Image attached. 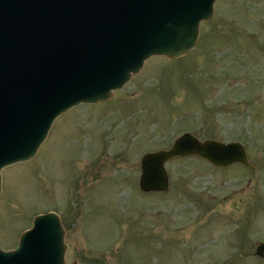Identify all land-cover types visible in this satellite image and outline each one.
Returning <instances> with one entry per match:
<instances>
[{
	"label": "rangeland",
	"instance_id": "rangeland-1",
	"mask_svg": "<svg viewBox=\"0 0 264 264\" xmlns=\"http://www.w3.org/2000/svg\"><path fill=\"white\" fill-rule=\"evenodd\" d=\"M185 132L241 142L254 170L172 157L168 190L143 193L140 158ZM243 205L256 208L241 250L251 256L234 264H264L252 254L264 242V0H216L186 54L150 57L110 99L63 113L33 157L1 170L0 246L15 248L35 216L55 212L65 264H225L240 251L230 234Z\"/></svg>",
	"mask_w": 264,
	"mask_h": 264
},
{
	"label": "water",
	"instance_id": "water-1",
	"mask_svg": "<svg viewBox=\"0 0 264 264\" xmlns=\"http://www.w3.org/2000/svg\"><path fill=\"white\" fill-rule=\"evenodd\" d=\"M215 1L0 0V189L1 170L33 157L63 113L107 101L150 57L193 48ZM195 155L254 168L240 142L185 132L171 148L140 158L139 188L168 190L165 163ZM63 236L55 212L37 215L15 249L0 247V264H65ZM255 255L264 258V243Z\"/></svg>",
	"mask_w": 264,
	"mask_h": 264
},
{
	"label": "flooded vegetation",
	"instance_id": "flooded-vegetation-1",
	"mask_svg": "<svg viewBox=\"0 0 264 264\" xmlns=\"http://www.w3.org/2000/svg\"><path fill=\"white\" fill-rule=\"evenodd\" d=\"M232 165H238V166L240 165L239 169H240L241 172H244V171L248 172V170H254V169H251L250 167H248V166H246V165H244L242 163H234V164H231L230 166H232ZM215 167H218V166H215ZM243 176H245V175H243ZM246 179H249V178L246 177ZM249 185H250L249 181H247L246 184H244V185L242 184L244 189H242L239 193L241 195L246 194L247 193L246 189L249 187ZM214 189H215V185H214ZM239 201H240V199H239ZM240 202L242 204L243 200H241ZM240 207H241V211H242V216L240 217V219H237L235 221V223L238 224V227L230 234V239H231L230 242H233V243L235 242L236 247L240 251L239 252L237 251L238 252L237 253L238 256H236V258L234 260L232 259L231 261H229L228 262L229 264H234V262L237 260V258L239 256H242V257L251 256V254L249 255V253L247 254V253H245V252H243L241 250H243V247H245L246 245L250 244L249 243L250 242V238H245V236H246V232L248 233V230L250 228V224L252 222L251 221V214L256 208L255 207H246L244 205L240 206ZM254 243H255V246H254V249H253V252H252L253 256L257 257L258 259L264 260V258H260V257L255 255L257 246L260 243H264V242H254Z\"/></svg>",
	"mask_w": 264,
	"mask_h": 264
}]
</instances>
